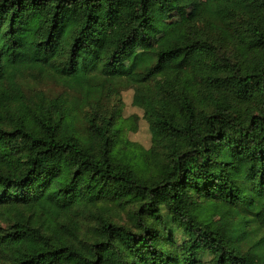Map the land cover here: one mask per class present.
<instances>
[{"label": "trees", "instance_id": "obj_1", "mask_svg": "<svg viewBox=\"0 0 264 264\" xmlns=\"http://www.w3.org/2000/svg\"><path fill=\"white\" fill-rule=\"evenodd\" d=\"M194 6L0 0V264H264V0H209L162 26ZM46 80L63 87L49 103L33 87ZM126 90L155 174L121 146ZM103 201L133 204L132 226Z\"/></svg>", "mask_w": 264, "mask_h": 264}, {"label": "rangeland", "instance_id": "obj_2", "mask_svg": "<svg viewBox=\"0 0 264 264\" xmlns=\"http://www.w3.org/2000/svg\"><path fill=\"white\" fill-rule=\"evenodd\" d=\"M195 6L190 8L186 13H173L170 15H164L165 17H162L161 24L163 27L167 28L168 26L175 25L185 18L189 16H193L199 6L202 4L208 2L209 0H194ZM169 42V39L167 35L161 34L159 35L155 40H153L149 45H145L139 48H134L131 52V55L129 57V61L125 63L122 66V69L125 70L128 66V63L134 60L135 55L139 51H156L160 50L163 47H165ZM163 77L161 73L156 74L153 79L160 80ZM37 89H41L46 93V103H49L50 101L54 100L56 97L61 95V92L63 90V87L61 84L57 83L55 80H46L42 81L41 83L36 84ZM133 96L134 91L133 90H126L121 92V101H122V107L120 109L121 114L119 116V121L117 123L118 127L122 129L121 132V146L124 145H136L138 147V151H141L144 156H146L145 159H142V161H145L149 168L150 173L155 174L158 170V165L162 160V157L160 154H156L153 152V142H152V135L149 130L148 122L146 121L144 117V110L138 107H135L133 105ZM105 105L110 108H112V104L105 101ZM217 207L211 211L213 218L215 220H220L223 217V205L222 202L217 200ZM100 209V212H106L110 218L113 219L114 222L125 225L127 227H131L133 222L130 217V214L135 210V207H133V204H129L126 202L121 203H112L108 201H103L98 206ZM98 210V209H97ZM85 208L82 206L81 208H78L76 211L72 212L73 217H75L77 220H82L84 222L87 218L85 216ZM93 211L96 212V209H93ZM85 218V219H83ZM88 223H80L79 225V232L81 238L90 240V234L86 233L88 230L89 225H93L94 221L91 218H88ZM89 238V239H88ZM82 239V240H83ZM177 239L179 242L182 241L183 237L181 234L177 235ZM84 240V241H86ZM87 242V241H86ZM210 257L203 256L202 261L204 263H208L210 261Z\"/></svg>", "mask_w": 264, "mask_h": 264}]
</instances>
